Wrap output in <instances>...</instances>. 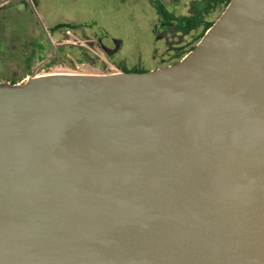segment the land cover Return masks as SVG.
<instances>
[{
    "label": "water",
    "instance_id": "1",
    "mask_svg": "<svg viewBox=\"0 0 264 264\" xmlns=\"http://www.w3.org/2000/svg\"><path fill=\"white\" fill-rule=\"evenodd\" d=\"M0 264H264V0L165 68L0 84Z\"/></svg>",
    "mask_w": 264,
    "mask_h": 264
},
{
    "label": "rangeland",
    "instance_id": "2",
    "mask_svg": "<svg viewBox=\"0 0 264 264\" xmlns=\"http://www.w3.org/2000/svg\"><path fill=\"white\" fill-rule=\"evenodd\" d=\"M158 1L174 15L194 17L202 26L185 36L170 34L167 42L156 10L147 0H0V16H5L8 20L20 8L25 10V16L40 23L46 30L54 25H63L65 29L70 25L80 27L76 30L78 36L72 33L65 35L66 40L63 39L62 44L75 48L81 46L98 64L92 66L87 62H75L72 55L64 54V58L70 62L65 60L46 65L47 61H43L42 66H37L39 60L45 57V46L40 47L23 38L19 45L16 43L17 46H3L4 53L13 60H25L27 67L32 69L28 71L26 67L10 76L0 72V84L9 77L14 81H22L29 77L51 74H117L121 73L123 66L129 71L137 68L144 72L163 68L179 49L184 56L188 54L190 48L187 47L191 42L198 43L197 36L203 24L215 22L226 7L221 0ZM20 19L18 31L24 37V14H21ZM98 40L106 47L116 48V44L118 45L119 51L114 54L112 61H107L98 46ZM102 64L104 65L101 67Z\"/></svg>",
    "mask_w": 264,
    "mask_h": 264
},
{
    "label": "flooded vegetation",
    "instance_id": "3",
    "mask_svg": "<svg viewBox=\"0 0 264 264\" xmlns=\"http://www.w3.org/2000/svg\"><path fill=\"white\" fill-rule=\"evenodd\" d=\"M23 4L24 1L22 2ZM23 10V9H22ZM20 10L17 9L15 11V13L10 16L9 20L8 18H6L5 16H0V72H4L7 75H14L20 71H22L24 68L27 67L26 65V61L21 59H11V56L7 57L6 54L4 53V48L3 46H13V44L19 45L21 43V40H23V38H26L27 41L31 40L32 42L36 43L37 45H39L40 47L45 46L43 49H45V57L41 58L39 60V63H37V66L40 65L42 66L43 64H41L43 61H47V64H51V63H57L58 61H65L67 59H64L63 57V51L65 49V47H72L73 49L77 50L78 47H73L72 45L69 46H65L62 44L63 39L66 40V36L70 33H72L75 36H78L76 33V30L80 27H76V26H68V29H65L63 25H54L52 26L50 29L46 30L44 28H42V25L40 23H37L35 21L30 20L27 16H25L26 12L25 10ZM21 14H24V22H25V26H26V32L24 37L20 35V32L18 31V26H20V16ZM160 24L162 25L164 31H165V35L167 36V42L169 39V35H174V36H185L187 34H183L181 32H171L170 29H168V27L166 28V26L164 24H162L160 22ZM191 33V32H190ZM59 40L60 43L57 41ZM197 44V43H196ZM196 44H193L192 42L189 43V47L190 50L188 51V53L196 46ZM16 45V46H17ZM47 45V46H46ZM98 46H100V48L102 49L106 59L108 62L112 61V58L114 56V54L116 52L119 51V47L117 46L115 47H106L105 45L102 44V42L100 40H98ZM46 47H48V49H46ZM81 46H79L80 48ZM173 49L177 50L178 47H172ZM177 48V49H176ZM82 49V48H81ZM85 53H87L89 55V52L84 50ZM184 57V55L182 54V51L179 49L178 52L172 54V56L169 58V60L165 63L164 67H168L171 66L175 63H177L178 61H180L182 58ZM10 58V59H9ZM75 62H77L75 60ZM82 62H87V61H82ZM89 63V62H87ZM90 64V63H89ZM92 66H97V62H95L94 64H90ZM104 64L101 65V67ZM28 71H30L31 69L29 67H27ZM125 70L129 71L127 68H125L124 66L121 67V73H125L123 72ZM132 70H137L140 72H144L143 70H138L137 68H134ZM156 70V69H155ZM33 73V72H31ZM21 80L18 81H14L13 79H11L10 77L7 78L3 84H15L20 82Z\"/></svg>",
    "mask_w": 264,
    "mask_h": 264
},
{
    "label": "trees",
    "instance_id": "4",
    "mask_svg": "<svg viewBox=\"0 0 264 264\" xmlns=\"http://www.w3.org/2000/svg\"><path fill=\"white\" fill-rule=\"evenodd\" d=\"M156 10V13L159 17V20L162 24L168 27L171 32H181L183 34H188L193 31H197L201 26V22L194 17L189 16H176L174 13L169 12L162 3L158 0H147ZM227 6L230 0H221ZM214 22H208L203 24L199 35L197 36V40H200L205 32L212 26ZM64 54H70L73 56L74 60L77 62L87 61L90 64H94L96 62L94 57H91L81 48L77 50L72 47L65 48L63 51ZM184 55V54H183ZM65 59V58H64ZM67 61H69L67 59ZM70 62V61H69ZM123 72H132V73H141L137 70L127 71L124 69Z\"/></svg>",
    "mask_w": 264,
    "mask_h": 264
}]
</instances>
